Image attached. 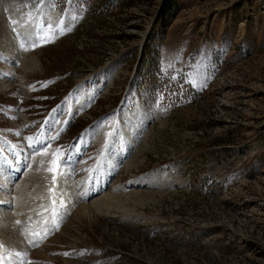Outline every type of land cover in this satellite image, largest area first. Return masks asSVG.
I'll list each match as a JSON object with an SVG mask.
<instances>
[{"label": "rangeland", "instance_id": "obj_1", "mask_svg": "<svg viewBox=\"0 0 264 264\" xmlns=\"http://www.w3.org/2000/svg\"><path fill=\"white\" fill-rule=\"evenodd\" d=\"M109 1L0 0V264H264V0Z\"/></svg>", "mask_w": 264, "mask_h": 264}, {"label": "trees", "instance_id": "obj_2", "mask_svg": "<svg viewBox=\"0 0 264 264\" xmlns=\"http://www.w3.org/2000/svg\"><path fill=\"white\" fill-rule=\"evenodd\" d=\"M56 1L57 0H52L53 4H58ZM60 1L62 2V4L64 6H66L69 3V1L74 2V4L78 8H82L84 6H87V7L94 6V5H92V3L94 2V0H60ZM98 7L96 9H98ZM101 7H102V10L99 7V12L98 13L102 14L104 16V18H107V16H111L113 14V12L115 10H117V9H115V7H116V1L115 0H110L109 2H106L105 5L104 4H101ZM164 12H165V10L162 13L164 14ZM108 14H110V15H108ZM124 59H125V57H120L118 61L119 62H123L121 60H124ZM138 83H139V81L136 82V79H135V81L132 83V86L131 87L132 88H135V89L139 88L142 84H138ZM157 87L158 86L156 85L155 88H157ZM164 87H167V86L160 87L162 89L161 90V93H163V95L167 96V95L170 94V92H167L166 89H163Z\"/></svg>", "mask_w": 264, "mask_h": 264}, {"label": "snow or ice", "instance_id": "obj_3", "mask_svg": "<svg viewBox=\"0 0 264 264\" xmlns=\"http://www.w3.org/2000/svg\"><path fill=\"white\" fill-rule=\"evenodd\" d=\"M28 38H30V37H26L25 39L27 40ZM56 157H57V159L53 161V166L49 167V171H53L55 173V175H59V172H58L59 164L57 162L58 161V157H59L58 153L56 154Z\"/></svg>", "mask_w": 264, "mask_h": 264}, {"label": "bare ground", "instance_id": "obj_4", "mask_svg": "<svg viewBox=\"0 0 264 264\" xmlns=\"http://www.w3.org/2000/svg\"><path fill=\"white\" fill-rule=\"evenodd\" d=\"M107 184H108V183H107ZM24 196H26V195H24ZM22 197H23V196H22ZM89 198H90V197H89ZM1 200H2V199H1ZM21 205H22V204H21ZM17 206H18V205H17ZM101 207H102V206H101ZM95 208H96V207H95ZM93 210H95V209H93ZM97 210H98V209H97ZM96 213H98V212H96ZM21 214H22V213H21ZM24 216H25V215H24ZM27 217H28V216H27ZM89 217H90V216H89ZM93 217H95V216H93ZM16 221H17V220H16ZM16 221H15V223H16ZM18 221H19V220H18ZM20 222H22L21 219H20ZM20 222H19V223H20ZM21 224H23V223H21ZM18 226H19V225H18ZM12 228H13V227H12ZM12 228H8V230H10V229L12 230ZM19 230H20V229H19ZM15 231H16V229H15ZM20 231H21V230H20ZM23 234H24V233H23ZM27 238H28V237H27ZM21 239H22V238H21ZM23 241H25V240H23ZM28 244H29V243H28ZM29 245H30V244H29ZM30 247H31V246H30ZM33 247H34V246H33ZM2 250L5 251L6 248L4 247V248H2ZM34 258H35V256H33L32 261L34 260Z\"/></svg>", "mask_w": 264, "mask_h": 264}]
</instances>
